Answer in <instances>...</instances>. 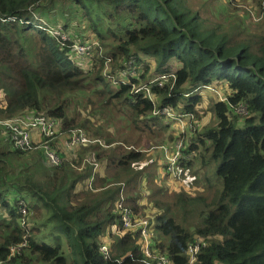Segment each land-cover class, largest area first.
I'll return each mask as SVG.
<instances>
[{
	"label": "trees",
	"instance_id": "obj_1",
	"mask_svg": "<svg viewBox=\"0 0 264 264\" xmlns=\"http://www.w3.org/2000/svg\"><path fill=\"white\" fill-rule=\"evenodd\" d=\"M58 17L65 24L55 28L69 30L75 21L77 36L89 29L101 43L104 53L96 55L91 70L71 59L70 47L42 25ZM263 26H251L236 14L210 25L185 0H0V92L7 96L0 119L31 112L59 121L51 146L61 158L53 165L44 153L15 149L9 131L0 126V264H148L140 231L126 228L117 208L123 197L133 225L141 217L137 191L143 170L136 164L142 154L92 136L91 119L76 106L87 101L103 111L127 107L133 125H145L154 135L151 125L162 119L153 116L155 108L198 116L201 97L194 93L210 85L220 88L227 102H214L216 127L191 138L184 155L198 150L204 139L210 143L213 156L222 159L221 196L201 212L195 232L174 217L158 216L153 228L160 240L153 238V249L174 264H189L187 247L202 236L207 245L194 264H264ZM130 57L138 69L137 78L127 77L133 84L171 72L176 84L153 86L155 103L132 94L130 85L115 87L102 75L105 63L111 59L117 74ZM241 103L247 115L233 112L231 105ZM78 130L104 146L62 147ZM66 151L77 156L69 160ZM97 163H106L112 174L94 173ZM183 196L179 203L186 206ZM20 245L21 252L12 255L11 248ZM104 245L111 249L108 259L100 251Z\"/></svg>",
	"mask_w": 264,
	"mask_h": 264
},
{
	"label": "rangeland",
	"instance_id": "obj_2",
	"mask_svg": "<svg viewBox=\"0 0 264 264\" xmlns=\"http://www.w3.org/2000/svg\"><path fill=\"white\" fill-rule=\"evenodd\" d=\"M185 1L188 7L198 12L210 25L219 24L228 14H236L239 18L247 19L248 24L251 26H253V24H258L259 26L264 25V0H236L232 4H228L227 0ZM248 12L250 18L248 17ZM77 21L79 22L80 20L78 19ZM57 23L65 24L61 17H58L53 22H49L52 28H55V24ZM75 25V21H72L68 27L70 29L65 31L71 34L73 42L82 41L97 43L98 45L94 46L92 49L91 58L103 54V48L101 43L97 41L96 36L91 34L89 29H87L89 32L81 35L82 37L77 36ZM83 26L85 25L83 24L79 30L82 29ZM260 29L264 30V26ZM73 42L68 43L73 44ZM122 62L125 63L126 59ZM92 66V60L90 59L84 67L91 70ZM128 69H130L129 71L133 74L138 73V69H136L133 64H128ZM172 70H176L174 65ZM109 72L110 69L107 73ZM153 75L154 74L149 75L150 77L148 78V81L153 78ZM118 76L125 78L122 73L118 74L117 77ZM194 95H199L201 97V102L196 109L198 116L195 115V120L192 122H197L199 127L191 138H197L199 134L203 133L206 127H216L217 120L214 116L213 105L214 102L219 101V98H217L216 95L205 89L198 90ZM6 97L4 91L2 93L0 92V106L5 103ZM76 107H78L77 111L80 112L82 116L91 119L92 126L88 128V131L92 136L102 138L108 143L121 142L142 154L141 161L136 164L138 170H143V177L139 180L142 188L140 192L137 191V196H142L139 200V204L141 207L144 206V208L141 209L139 215L151 225L154 234V241L157 242L160 239L155 233L153 225L156 224V218L162 215L166 217H174L181 226L188 228L191 232H195V228L200 226L201 212L206 211L209 205L218 201L223 190V180L217 172L218 167L222 163V159L213 156L212 150L210 149V143L204 139V144H200L198 150L193 153H186L188 154L185 155L187 158L184 159L185 162H182L179 166L178 175L172 176L166 170V161L162 153V146L170 145L177 137L173 134L174 128L176 130L177 123L172 121L170 117H159L163 120H160L159 126L151 125L156 132L152 135L145 125H141L143 129L138 127V125H133L128 116L127 107H124L123 109H120L119 107L113 109L109 106L110 111H103L98 105H93V103L89 104L87 101ZM174 115L176 114L174 113ZM164 124L167 125L166 128L162 127ZM179 139L186 141L184 136ZM208 148L210 150L206 151ZM187 151H189V148L185 150V152ZM32 152L38 153L42 156V153H44L41 148ZM76 156L77 154H72L67 158L71 160ZM97 165L98 167H94L93 171L102 177V164L97 163ZM103 166L105 167V170L110 173L105 174L104 177L111 175L112 171L106 168V163H103ZM149 167L154 168V172L149 171L147 173ZM90 181H92V179ZM80 188L82 187L80 186ZM131 188L132 186H128L127 191ZM157 188L162 189L164 192L154 195L153 190ZM181 194L186 195L183 196L184 199H187L186 206L179 203V195ZM123 196L125 198V195ZM32 224L34 226L33 219ZM120 235L123 234H119V236ZM105 237L109 238L111 243H113V238H110L108 235Z\"/></svg>",
	"mask_w": 264,
	"mask_h": 264
},
{
	"label": "built area",
	"instance_id": "obj_3",
	"mask_svg": "<svg viewBox=\"0 0 264 264\" xmlns=\"http://www.w3.org/2000/svg\"><path fill=\"white\" fill-rule=\"evenodd\" d=\"M43 26H47V33L55 38H58L61 44L65 47H70L68 52L71 56V59L79 62L82 66H85L87 62L91 59V52L94 46H97V43L89 42H73V38L70 33L65 32L62 28H52L50 25L42 21ZM72 45L69 46L70 43ZM98 54V53H97ZM101 55V54H100ZM128 64L134 65V59L130 57L127 62H125V67L119 73L115 74L111 66V59L105 63L102 75L109 81H113L115 87L121 86L122 84H127L131 86L132 94H144L151 102L155 103L157 101L152 93V87L156 86L159 88L164 87L166 84H170L173 87L177 82V75L175 72L169 74H163L160 76L153 77L147 83L143 85H135L129 79L137 78V74H133L128 69ZM110 69V72L107 71ZM122 73L125 78H118L117 75ZM219 98L221 102H227L226 96L221 92V89L215 85L206 86L203 88ZM188 96V95H186ZM189 97V96H188ZM231 108L235 114L238 115H247V108L244 104L231 105ZM176 115H174V113ZM180 115V116H178ZM153 116L164 117L168 116L175 121L176 124V139L170 144L162 146V153L166 161V170L172 176L178 175V168L181 165L182 161L187 158L184 155L185 147H189L191 144L190 138L198 130L199 124L197 122L192 123L195 120L194 114H178L172 107L167 106L163 110L154 109ZM187 118V119H185ZM0 126L5 130L9 131L11 140L15 149L21 151H30L41 148L45 153V158L53 165H58L61 163L60 156L55 152L51 146V142L60 132V123L57 120L50 119L42 114H35L31 112L24 113L21 116L15 118L0 119ZM184 136L186 141L180 140ZM89 137V138H88ZM104 146L102 142L98 139L90 137L86 132L80 130L73 133L71 139L68 142H65L64 147L69 151L78 149L82 146H87L88 144H97ZM98 167V165H96ZM95 166V167H96ZM123 197L119 200L117 208L123 210V222L126 228H134L139 230L140 237L142 241V251L145 258L147 259L148 264H174L173 261L166 255L158 252L153 249V238L154 234L151 229V225L144 218L138 217L135 225L132 222V213L131 210L124 208ZM131 214V216H130ZM26 244V243H24ZM23 244V245H24ZM23 245L15 246L11 248V254L17 255L21 252ZM207 245V242L202 236H196L193 239V242H190L186 255L189 260V264H194L197 261V256L200 251ZM100 251L103 253L104 258H110L111 249L104 245L101 247Z\"/></svg>",
	"mask_w": 264,
	"mask_h": 264
},
{
	"label": "crops",
	"instance_id": "obj_4",
	"mask_svg": "<svg viewBox=\"0 0 264 264\" xmlns=\"http://www.w3.org/2000/svg\"><path fill=\"white\" fill-rule=\"evenodd\" d=\"M172 65V64H171ZM166 123V122H165ZM166 124H168V123H166ZM169 125V124H168ZM173 134L175 135L176 134V130H175V128H174V132H173ZM64 142L62 143V147H64ZM64 149V148H63ZM67 157H69L70 155H72V153H69V152H67L66 151V154H65ZM101 169H102V171H103V176L102 177H104V175L105 174H107V171L105 170V167L103 166V164H102V166H101ZM84 186V184H82L81 185V187H83Z\"/></svg>",
	"mask_w": 264,
	"mask_h": 264
}]
</instances>
